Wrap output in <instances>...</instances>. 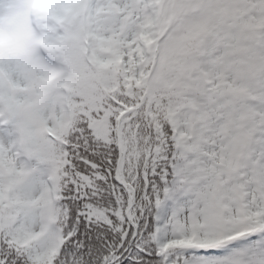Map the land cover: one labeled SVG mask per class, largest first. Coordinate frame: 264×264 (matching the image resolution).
Segmentation results:
<instances>
[{
    "label": "snow or ice",
    "instance_id": "obj_1",
    "mask_svg": "<svg viewBox=\"0 0 264 264\" xmlns=\"http://www.w3.org/2000/svg\"><path fill=\"white\" fill-rule=\"evenodd\" d=\"M0 264H264V0H0Z\"/></svg>",
    "mask_w": 264,
    "mask_h": 264
}]
</instances>
